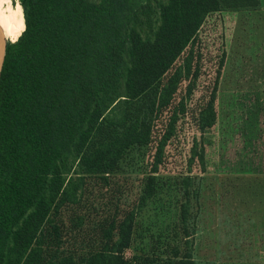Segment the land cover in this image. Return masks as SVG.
<instances>
[{
  "label": "trees",
  "instance_id": "trees-1",
  "mask_svg": "<svg viewBox=\"0 0 264 264\" xmlns=\"http://www.w3.org/2000/svg\"><path fill=\"white\" fill-rule=\"evenodd\" d=\"M19 4L24 28L0 43V264H196L191 174L181 181L184 246H136L138 222L166 183L180 124L216 123L222 57L207 98H192L206 20L258 12L261 0ZM136 151L149 171L123 208L119 176Z\"/></svg>",
  "mask_w": 264,
  "mask_h": 264
},
{
  "label": "rangeland",
  "instance_id": "rangeland-1",
  "mask_svg": "<svg viewBox=\"0 0 264 264\" xmlns=\"http://www.w3.org/2000/svg\"><path fill=\"white\" fill-rule=\"evenodd\" d=\"M200 35L204 65L192 98L194 105L207 98L222 57L217 120L203 132L193 121L180 124L162 167L166 183L140 215L136 246H184L181 181L191 174L197 197L190 201L189 239L196 264H264V11L214 14ZM148 171L138 151L122 165L123 208L133 204Z\"/></svg>",
  "mask_w": 264,
  "mask_h": 264
},
{
  "label": "bare ground",
  "instance_id": "bare-ground-1",
  "mask_svg": "<svg viewBox=\"0 0 264 264\" xmlns=\"http://www.w3.org/2000/svg\"><path fill=\"white\" fill-rule=\"evenodd\" d=\"M23 28L24 15L20 4H14L13 0H0V43L15 39Z\"/></svg>",
  "mask_w": 264,
  "mask_h": 264
},
{
  "label": "crops",
  "instance_id": "crops-1",
  "mask_svg": "<svg viewBox=\"0 0 264 264\" xmlns=\"http://www.w3.org/2000/svg\"><path fill=\"white\" fill-rule=\"evenodd\" d=\"M263 10L264 11V0H261V9L260 11ZM196 261V260H195Z\"/></svg>",
  "mask_w": 264,
  "mask_h": 264
},
{
  "label": "water",
  "instance_id": "water-1",
  "mask_svg": "<svg viewBox=\"0 0 264 264\" xmlns=\"http://www.w3.org/2000/svg\"><path fill=\"white\" fill-rule=\"evenodd\" d=\"M11 43H13V42H11ZM5 49H6V46H5ZM4 56H5V54H4ZM3 61H4V58H3ZM3 65V64H2ZM1 69H2V67H1ZM0 72H1V70H0Z\"/></svg>",
  "mask_w": 264,
  "mask_h": 264
}]
</instances>
